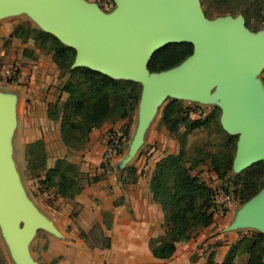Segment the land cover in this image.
<instances>
[{
  "label": "water",
  "instance_id": "water-1",
  "mask_svg": "<svg viewBox=\"0 0 264 264\" xmlns=\"http://www.w3.org/2000/svg\"><path fill=\"white\" fill-rule=\"evenodd\" d=\"M102 12L85 0H0V15L24 11L62 44L74 50L71 67L82 66L115 79L140 83L138 120L128 159L146 123L166 97L205 101L213 96L219 124L236 135L232 166L264 160V95L255 78L264 66V31L250 32L241 14L206 18L197 0H113ZM188 42L191 54L178 65L149 73L152 51ZM14 123L13 99L0 96V226L18 264H37L25 243L49 223L25 199L8 158L7 135ZM251 225L264 234V185L226 229Z\"/></svg>",
  "mask_w": 264,
  "mask_h": 264
},
{
  "label": "trees",
  "instance_id": "trees-1",
  "mask_svg": "<svg viewBox=\"0 0 264 264\" xmlns=\"http://www.w3.org/2000/svg\"><path fill=\"white\" fill-rule=\"evenodd\" d=\"M210 1L217 16L241 14L246 28H250L251 18L262 19L264 0ZM8 36L29 37L37 49L50 55L58 74L65 76L59 86V91L65 94V98L59 105L57 102L49 103L46 116L50 120L58 121L59 138L66 148L78 150L86 142L88 133L104 122L127 121L120 125L122 135L127 133L128 121L140 96V83L111 78L87 67H71L74 50L39 28L17 24L12 27ZM191 50L192 46L188 42L163 44L152 51L146 69L153 73L174 67L188 57ZM17 72L18 67L14 77ZM6 82L10 83L11 80ZM191 113L196 114L197 118H190ZM160 121L176 141L178 148L175 153H168L157 159L148 178L151 198L159 205L162 213L163 230L161 235L148 239V249L154 258L166 259L174 252L175 243L190 239L213 220L215 191L197 173L192 174L191 170L206 158L215 178L223 180L232 168L237 136L227 134L221 128L216 107L201 117L197 108L184 109L175 98H169L163 104ZM207 127H215L225 133L226 137L220 148L213 153L196 148L194 155L186 154V135L196 128ZM111 138L106 140V146L110 144ZM118 143L120 148L114 155L121 153L119 139ZM25 147L29 153L32 152L30 159L34 163L31 164V171L35 172L34 176H38L37 184L43 188H52L55 194L62 198L72 199L80 192L82 184L74 163L65 158H56L51 166L46 167L41 140L27 143ZM106 164L101 161L99 167L104 168ZM120 172L125 175L122 179L118 177L122 182L134 181L133 166H122ZM238 175L239 173L234 174L235 177ZM96 179V176H92L87 178L86 182ZM248 180L249 178L242 180L240 190H233L238 193L242 202L248 200L264 185V162ZM242 254H245L246 258L241 264H264V234L259 231L244 233L227 247L219 264H238L234 258ZM202 264H215L213 252L206 256Z\"/></svg>",
  "mask_w": 264,
  "mask_h": 264
},
{
  "label": "crops",
  "instance_id": "crops-1",
  "mask_svg": "<svg viewBox=\"0 0 264 264\" xmlns=\"http://www.w3.org/2000/svg\"><path fill=\"white\" fill-rule=\"evenodd\" d=\"M10 47L12 56L18 59L15 82H26L21 90L29 99L24 107L12 97L14 141L19 153L25 144L41 140L46 167L56 158H65L84 176L97 177L93 182L86 179L81 182L82 189L72 199L59 197L52 188H43L37 182L30 186L32 191L36 189L33 194L21 187L33 210L50 225V228L37 227L29 235L25 248L31 259L37 264H202L205 258L200 246L205 248L221 235L210 237L207 234L212 222L190 239L175 243L174 252L166 259L154 258L148 249V239L163 233L160 207L152 200L148 189L150 172L159 158L149 162L147 158L136 156L129 164L135 168L133 182L118 179L125 177L120 169L133 156L125 159L127 151H122V156H113L104 168L99 167L106 147L104 131L110 125L120 127L123 120L104 122L91 130L78 151L66 148L59 138L58 121L46 116L47 105L54 102L50 84L53 85L56 78L55 65L50 57L29 58L22 55V48L15 53L17 46ZM2 53L0 51V55ZM222 247L225 249L220 256L213 255V263L219 264L222 260L228 246ZM195 256L196 261L192 259ZM0 264H18L1 226Z\"/></svg>",
  "mask_w": 264,
  "mask_h": 264
},
{
  "label": "rangeland",
  "instance_id": "rangeland-1",
  "mask_svg": "<svg viewBox=\"0 0 264 264\" xmlns=\"http://www.w3.org/2000/svg\"><path fill=\"white\" fill-rule=\"evenodd\" d=\"M85 1L94 3L102 12L105 13L109 12L114 7L113 0H85ZM197 1L199 3V7L202 13L203 14L205 13L204 16L206 18H213L217 16L216 11L213 8L210 0H197ZM261 16L262 19L260 20L252 19V18L250 19V23H249L250 28H247L250 32L264 31V6L261 9ZM17 24H20L21 26L29 25L41 29L39 24L27 12L19 11V12H11L0 15V51H3V53L0 55V63L2 64L13 63L16 64V66H18V59L12 56L13 54L11 52L10 46H17V48L14 51L15 53H18L19 49L22 48V55H24L25 57L27 55L29 58L41 57L43 59H48L50 55L42 50L37 49L33 45L32 40L29 37L9 38L8 32L11 31L12 27ZM64 78L65 76H60L57 70L54 84L53 85L50 84V86L53 88V93L51 94L52 95L51 100L57 102L58 105L65 98V94L64 93L62 94V92L59 91V86L61 82L64 80ZM255 78L257 79L260 88L262 90V93L264 95V66L258 71V73L255 75ZM24 86H26V82L7 83L0 80V96L15 97L17 102L18 101L22 102L25 107L29 103V99L25 97L24 93H22L21 88ZM169 98L170 97H166L164 100H162L161 103L152 112L146 123L141 143L132 154L133 156L131 155L132 157L130 156L131 158L124 165H129L130 162L136 156L147 158L149 159V162H151L156 158H160L168 153H175L177 151L178 147L176 141L164 129L162 122L160 121L161 108ZM175 99L179 100L181 107L184 109L189 107L194 109L197 108V110L200 111L201 117L204 114H207L214 107L217 108L218 115L220 114V110L217 107V99L213 96H210V98L205 101H197L187 98H175ZM16 105H17L15 106L16 109L19 110L18 109L19 104ZM139 105H140V99H138L137 104L133 110V113L130 116V119L128 121L127 133H125V135H122V129H121L122 127L120 128L113 127L111 125L108 128H106V130L103 133L105 135L104 137L105 143L108 137L110 136H113V138H115L117 141L119 139L122 146L120 150L121 156H122V151L124 153L126 151L128 152V146L130 143L129 140L133 135L139 116ZM190 118L195 119L197 118V115L191 113ZM126 122L127 121H125V123ZM15 129L16 126H13V129H11V131L7 135V142L9 145L8 158L14 169L19 185H21L22 189H24L28 193L33 194V191H35L36 189H33L32 191V189H30V186L34 185L35 182H37L38 176L37 175L34 176L35 172L33 173L31 171L32 170L31 164L34 163V161L30 159L32 156V152L29 153L28 148L25 147L24 145L22 151H20L19 153L18 144L14 141ZM225 137H226L225 133L221 130H218L215 127L196 128L190 131L186 135L185 138L186 154L194 155L196 148L205 152L206 151L212 153L216 152L220 148V144L224 141ZM82 146L79 149H81ZM234 149H233V154H234ZM104 151L105 149L102 152L101 161H104L103 160V157L105 156ZM112 158H109V160ZM263 162L264 160L255 161L251 163L249 166H246L240 170L239 169L237 170L234 166H232L230 172H228L221 181L214 178V175L211 172L210 166L208 164V159L206 158L202 160L197 167L191 170L192 174L197 173V175L201 179H203L211 188L214 189L216 196V198L214 199L215 208L213 211L214 212L213 220L210 227L207 230V234H210V237L216 236L220 233L221 235H219L217 239H212V241L208 243L205 248L204 246H200L201 248H203L201 251L203 258L206 259V256L210 252H213V255L217 253L220 256L222 251L225 249L222 246L225 245L229 246L235 239H237L244 233H249L251 231H258V228L251 225L239 226L234 229H226V228L231 222L235 220L239 210L244 204V202L240 200L238 193H234L233 190H240L242 187V180L246 178H249L250 180L254 172L259 169L260 164ZM236 173H239L238 177L234 176V174ZM78 176L81 182H84L85 179L87 178L89 179L92 177V176L89 177L84 176V174L79 171H78ZM199 231H197L194 234V236L197 235ZM227 241H229V243L226 244ZM245 258L246 255L242 254L236 256L234 258V261L238 264H241L245 261ZM192 259L196 261L197 258L195 256L192 257Z\"/></svg>",
  "mask_w": 264,
  "mask_h": 264
},
{
  "label": "built area",
  "instance_id": "built-area-1",
  "mask_svg": "<svg viewBox=\"0 0 264 264\" xmlns=\"http://www.w3.org/2000/svg\"><path fill=\"white\" fill-rule=\"evenodd\" d=\"M17 68L16 64L10 63V64H2L0 63V80L1 81H8L11 80V82H15L16 77H14L15 69ZM111 142L105 147L104 151V157L103 160L107 162L109 158H112L115 156L114 154L119 150L120 145L118 141L113 138V136H110ZM109 138V137H108ZM216 196L214 194L213 199H215Z\"/></svg>",
  "mask_w": 264,
  "mask_h": 264
}]
</instances>
